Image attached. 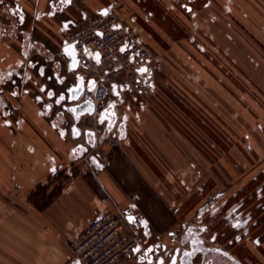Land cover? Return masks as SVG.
I'll use <instances>...</instances> for the list:
<instances>
[{"label":"rangeland","instance_id":"rangeland-1","mask_svg":"<svg viewBox=\"0 0 264 264\" xmlns=\"http://www.w3.org/2000/svg\"><path fill=\"white\" fill-rule=\"evenodd\" d=\"M122 1L113 9L114 13L129 23L130 11L136 14L137 33L144 40L143 44L161 60L162 67L156 72V87L152 93L144 95L127 90L121 101L116 97L112 100L128 117L131 139L135 140L142 133L155 159L147 160L149 156L143 153L144 146L136 142L131 151L123 143L111 146L115 151L113 157L103 152L106 157L103 160L110 161L111 167L113 165L110 168L115 167L116 172L119 170L123 175L120 180L123 187L119 186L122 192L127 195L133 190L142 192L143 200L148 201L140 206H153L158 212L167 213L169 223L172 227L176 225V229L183 221L185 225L181 226V231L191 228L201 204V218L209 217L202 222L203 226L206 224V238L218 231L221 246L230 249L247 264H256L260 256L264 257V0H233L229 14L222 9L225 0H217L218 10L215 11L219 16L215 23H210V8H204L208 0H143L133 2L134 9L132 6L129 9ZM145 8L149 9L144 14ZM225 27L231 33L227 34ZM52 49L56 55L46 56L51 71L54 64L49 60L62 57L58 43ZM62 74L66 81L76 79L75 71ZM57 84L59 90L62 83ZM51 86L55 87L54 84ZM103 94L100 91V96ZM130 104H133V113L127 116ZM59 110H55L56 113ZM136 113H140L138 120L134 119ZM30 114L24 113L26 144L19 148L24 149L27 156V142L37 146L38 160L32 163L35 156L30 154L31 159L27 157L25 162L28 168L39 169L41 179H46L45 184L58 181L48 177L57 165L61 171L70 164L65 157L73 139L86 138L88 131H94L95 137L105 130V120L100 122L97 118L95 123L93 118L79 119L71 132L76 129L77 135L69 139L61 132L69 125L54 126L56 114L52 111L41 116L45 120L41 123L48 126L49 121L55 129L51 134L55 141H52L42 133ZM153 121L159 124L160 138L149 129L148 124ZM53 142L63 150L60 159L58 161L49 153L48 162L43 165L46 151L55 150L51 147ZM84 146L87 151L92 147L90 143ZM129 152L137 158L124 162V155ZM118 153L124 156L120 159L122 162L113 163ZM73 167L85 171L81 164ZM130 170L136 173H132L131 178L128 177ZM59 184L60 181L56 182L57 186ZM220 201L223 206H219V210L217 204ZM209 202L212 204L208 205ZM230 204L247 218V223L241 227L227 224L225 213ZM214 205L219 210L216 215H213ZM244 227L248 237L256 239L260 245L254 246L242 234ZM183 246V243L179 245V251L170 263H177ZM262 260L258 264H264V258Z\"/></svg>","mask_w":264,"mask_h":264},{"label":"crops","instance_id":"crops-1","mask_svg":"<svg viewBox=\"0 0 264 264\" xmlns=\"http://www.w3.org/2000/svg\"><path fill=\"white\" fill-rule=\"evenodd\" d=\"M138 1L142 2L143 0H124V4L126 3V6L131 9V6L133 8L131 4ZM208 1V5L204 6V8H210L209 20L210 23H215L219 16V12H216L218 10L217 0ZM231 1L233 0H225L222 5V9L226 10L228 14L232 12ZM245 1L250 2V0ZM120 3L122 4L123 1L4 0L3 2V9L0 12L4 13L0 14L5 23L16 21L18 16L19 19L23 16L24 21L19 24L18 37L14 42L9 41L8 45L0 43V70L14 65V59L17 55L14 53L16 48L24 47V51H26L28 43L32 40L37 42V46L33 50L32 55L25 54V61L35 56L32 61L36 65L35 67L30 66L28 70L30 76L27 77L25 83L29 91L28 94H17L12 91L15 87L22 86L19 80L20 74L11 75L6 82H0V89L6 99L2 102L1 107L7 113V120L10 121V124L5 123L0 118V264H69L73 261L72 241L76 239L92 216L107 210L126 214V219L132 224L133 229L143 233L145 237L144 245L140 247L134 259L128 264H152L151 260L146 261L144 258L148 251L151 252L156 264H173L170 262L175 259V253H178L177 249L181 245V226L185 225V223L184 221L181 224L179 223L180 227L178 229L175 228L176 225L172 227V224L168 221L167 213L158 212L157 209L150 205L149 208L147 205L143 206L141 204L142 206H140V203L148 201L143 200L142 192L133 190L134 192L130 191L129 195H127L126 192L124 193L120 190L119 186H122L120 180L123 179V175H121L119 170L116 172L115 167L111 169L113 165L111 167L110 161L108 163L104 161L106 158L104 156L105 152L110 158L115 153V151L113 152L114 148L110 145L113 132H107L105 127H103L105 130H101L95 135L96 141L93 142L91 149L82 155L73 154L75 146L79 144L86 145V143L84 137L73 139L77 133H71L72 128L76 127L78 123L71 122L72 124L67 129V136L68 138L71 136L70 138L74 140V143L73 147L70 145L71 148L68 147L67 149L69 150L70 148V153L66 150L65 157L67 161H70V164L64 170H58L57 165L56 169L50 171L48 177L58 180L50 184H45L46 179H41L42 173L39 169L28 168L26 165L25 159L27 157L31 159L29 158L30 154L36 157L32 158V163L38 160L39 150L37 146L27 142L26 149L29 153L27 156L24 149L19 148L21 145L24 146L26 144L23 136L26 126L24 113H32L34 123L39 126V129L41 128L42 133L49 137L50 140L55 141L51 135L55 133V129L50 125L49 121L47 123L49 127L41 123L45 121L41 119V116L43 114L47 115L46 112H42V109L46 101L52 98L48 97L47 90L53 88L56 94H59L77 83L76 78L72 82L66 81L62 84L59 89L62 91L57 89L59 86L57 78L59 76L57 78L54 76V70L51 71L49 69V62L46 60V56L54 53L52 46L58 43V50L62 52L67 34L80 20L99 12L115 9ZM59 4H62V7L55 8ZM15 5H18L22 11L16 9ZM213 8L214 11H212ZM148 9L146 10L145 8L143 13H147ZM129 17L130 24L137 31L136 14H131L130 11ZM225 30L227 34L231 33L227 27H225ZM140 40L144 43L141 36ZM8 47H13V49L11 50ZM55 60L57 58L51 63L54 64ZM39 68H44L43 73L38 71ZM74 71L70 69L68 72ZM64 73L66 74V70ZM53 84L55 87L51 86ZM126 92L127 90L115 85L112 99L116 97L121 101ZM37 98H40V100H37ZM134 99L137 100V98ZM73 103H79V101ZM127 109L128 113L126 112V115H131L133 113L131 111L133 104L128 105ZM55 110L59 109L55 108ZM139 114L136 113L134 119H140ZM67 116H69V119H73L71 113L67 114ZM84 118L92 117L89 114L79 117L81 120ZM129 124L128 122L125 127V135L120 143H123L131 151V147L137 142V145L144 146L145 150L143 153H147L146 155L149 156L146 159L153 161L155 158L153 153H150L147 148L145 139L141 136L142 133L136 134L137 138L135 140L131 139V127ZM157 124L153 121L149 122L148 125L152 134L160 138V130L157 128ZM53 125L57 126L58 123L54 122ZM94 129L96 130L97 128L94 127ZM161 137H163L162 134ZM52 144L51 147L55 148V150L52 152L46 151L42 161L43 165L47 164V154L49 153L53 154L52 156L58 161L60 159L59 156L63 152L62 148L58 147L55 142ZM161 144L163 143L161 142ZM124 156L127 159L124 158V162H132L133 159L137 158L136 154L135 158H133L132 152ZM124 156L118 153L114 157L113 163L118 160V162H122L120 159ZM117 157L118 159H116ZM74 164H81L84 166L85 171L83 169L74 170ZM136 169L144 177L141 170L138 167ZM130 171L129 178L136 174L135 170ZM114 172H116V176H114ZM59 181L61 184L57 186L56 182ZM150 188L152 190L153 187L151 186ZM126 197L129 199L128 202ZM201 207V204H199L198 212H200ZM197 216L198 213L196 212V217L194 216L192 223L194 225L200 222ZM132 220L135 223H132ZM170 226L173 229H168ZM153 245L156 248H153ZM171 249L174 250L173 253H170ZM177 263L179 264V256Z\"/></svg>","mask_w":264,"mask_h":264},{"label":"built area","instance_id":"built-area-1","mask_svg":"<svg viewBox=\"0 0 264 264\" xmlns=\"http://www.w3.org/2000/svg\"><path fill=\"white\" fill-rule=\"evenodd\" d=\"M66 41L77 52L76 76L85 81V92L79 101L90 99L95 103L91 115L95 123L102 111L115 102L112 100L115 85L144 95L155 90L161 60L141 42L128 20L116 15L113 9L80 20L67 34ZM91 81L93 91H89ZM100 91L104 93L101 96ZM115 111L118 120L110 131L111 146H117L122 139L118 125L124 113L118 105ZM126 216L111 210L92 216L71 243L73 260L81 264L130 263L144 245L145 237L133 229ZM144 258L156 264L151 252H146Z\"/></svg>","mask_w":264,"mask_h":264},{"label":"flooded vegetation","instance_id":"flooded-vegetation-1","mask_svg":"<svg viewBox=\"0 0 264 264\" xmlns=\"http://www.w3.org/2000/svg\"><path fill=\"white\" fill-rule=\"evenodd\" d=\"M3 2L4 0H0V10L3 9ZM16 9H19V11H22V9L20 10V7H18V5H15ZM62 4H59L57 6H55V8H61ZM0 13H4V12H0ZM20 14V13H19ZM22 16V15H21ZM19 20V21H18ZM24 21V17L22 16L19 19V16L16 17V21L14 22H10V23H5L2 20V16L0 14V43L2 44H6L8 45V43L10 42H14L15 39L18 37V31H19V24L21 22ZM79 23V22H78ZM77 23V24H78ZM76 24V25H77ZM75 27V26H74ZM10 41V42H9ZM37 46V42L36 41H31L28 43L27 45V49L26 51H24V47H20L19 49L16 48L15 52L17 55L14 59V65H11L10 67L4 69V70H0V82H6V80L8 79V77H10L11 75H21L19 76V80H20V84L22 85L21 87H15L14 90H12L14 93H23V94H28V89L25 86V83L27 81V77L30 76V72L28 71L31 67H35L36 65L34 64V62L32 61V58L34 57H30L29 60L25 61V54L28 55H32L33 50H35ZM9 49H13V47H8ZM7 49V48H6ZM8 50V49H7ZM61 54L62 57H56L57 60H55L54 62V76L57 78L59 76V78H57L58 82L64 84L67 80L66 77H64V75L62 73H64V71L66 70V72L70 71V67H69V62L67 61L66 57L64 56V54L60 51L59 52ZM53 55L55 56L56 54L53 53ZM55 58V59H56ZM49 60V61H53ZM48 61V60H47ZM27 63V64H26ZM41 73H43L44 68H39V70ZM77 78V76H76ZM61 84V85H62ZM69 89L64 90L63 92H60L59 94H56L55 89L50 88V90L48 91V97H53L54 101H49L45 103L44 106V112H46L48 115L53 111L54 114H56V117L53 119L54 122L58 123V124H63L65 126H68V128L70 127V125L72 124L69 120H71V118L69 119V116H67V114H70L67 111V108L69 105L72 104V102L69 101ZM4 93L1 91L0 89V118L3 119L5 123H9L10 121L7 120L6 116L7 113H5L1 107L2 102H4V100H6L4 98ZM37 100H40V98H37ZM58 106V108L60 109L59 112H55V106ZM66 114V115H65ZM66 116V117H65ZM72 122L75 121L76 123L79 124V117L78 118H74L72 117ZM77 124V125H78ZM62 130V134L67 136V129ZM78 132V130L75 129L74 133ZM83 138V137H81ZM94 135L92 133H89L86 138L84 137L85 143H93L94 142ZM87 151V148L84 146V144L82 145H77L74 148L73 154H78V155H82ZM212 203L209 202L208 205H211ZM219 206H223L222 201H220L218 204ZM217 207L214 205L213 208V215H216V212H219V210L216 209ZM238 208L234 205H229V207L227 208L228 211H226L225 215L226 218L225 220H227V224L229 226H240L244 225L245 223L248 222L247 218H243L241 213L237 210ZM201 212V211H200ZM200 212H198V217L197 219H199V224H196L191 227V228H187V229H183L182 233L180 234V239H181V244L183 243V248L182 250H192L195 251L193 253V256L191 258L192 264H247L243 259H241L239 256H237L235 253H232V251L226 247L221 246V244L218 243V238H219V233L218 231L214 232L210 237L208 236L206 238L205 235V225H202V222H204V220L206 219H202L201 218V214ZM247 214V212H246ZM235 216V217H233ZM246 220V221H245ZM245 221V222H244ZM205 223V222H204ZM245 229L243 230V235L244 236H249L247 234L246 231V227H244ZM226 232H224V235L226 236ZM245 237V238H247ZM249 238V237H248ZM194 239V240H193ZM208 239V240H207ZM244 239V238H243ZM251 240V242H253L254 246H258L261 243L256 241V239L254 238H249ZM197 240V241H195ZM194 242L193 247L191 246L192 242ZM179 251V249H177V252ZM180 258L181 256H179V263H180ZM259 261L262 260V258H264L263 256L259 257ZM187 259V258H186ZM185 259V260H186ZM259 261H256V264L259 263ZM260 261V262H261ZM190 262V261H189ZM188 262V263H189Z\"/></svg>","mask_w":264,"mask_h":264},{"label":"water","instance_id":"water-1","mask_svg":"<svg viewBox=\"0 0 264 264\" xmlns=\"http://www.w3.org/2000/svg\"><path fill=\"white\" fill-rule=\"evenodd\" d=\"M62 53L66 58L69 59V67L71 70H75L78 67V58L77 52L75 50L74 45L69 44L67 41L65 42L64 46L62 47ZM94 85L89 83V91H93ZM85 92V81L82 77L77 78V83L70 87L69 89V101L70 102H77L80 100L81 96ZM100 95V92H98ZM116 103L112 102L108 108L102 111L100 117L98 118L100 122L107 120L106 123V131L110 132L115 126L118 120L117 113L115 111ZM96 105L95 103L90 100L86 99L79 103H73L68 106L67 111L73 115L76 119L84 114L92 115L95 112ZM127 123V118L124 116L123 119L119 123V130L121 133V137L123 138L125 135V125ZM89 133L93 134V131H88ZM91 145H93L91 143ZM194 240V239H193ZM197 241V240H195ZM192 242L191 246L193 247L194 242ZM195 251L192 250H184L182 251L180 263L179 264H192L191 258ZM187 258V259H186ZM186 259V260H185ZM190 261V262H189ZM189 262V263H188ZM69 264H81L79 260H73Z\"/></svg>","mask_w":264,"mask_h":264}]
</instances>
